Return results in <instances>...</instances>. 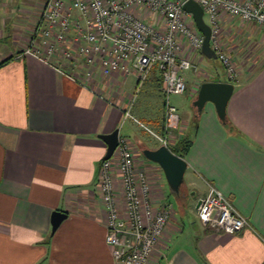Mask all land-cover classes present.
Returning <instances> with one entry per match:
<instances>
[{
    "label": "crops",
    "instance_id": "1",
    "mask_svg": "<svg viewBox=\"0 0 264 264\" xmlns=\"http://www.w3.org/2000/svg\"><path fill=\"white\" fill-rule=\"evenodd\" d=\"M43 1L33 5L28 0H0V63L7 60L0 66V264H116L105 242L107 213L98 169L107 144L99 134L119 128V136L129 145L133 142L121 134V126L137 77L132 69L105 73L96 63L81 84L22 54ZM132 10L151 19L143 9ZM240 22L226 13L220 18V44L235 63L234 80L211 78L197 69L182 72L186 89L176 95H187L190 105L182 113L172 103L180 117L176 131L190 135L192 145L183 157L188 168L182 192L174 195L180 200L193 190L196 205L214 185L249 225L239 233L226 234L199 222L185 234L162 168L140 159L132 149L136 169L147 176L153 206L173 205L147 264H264V31L254 23L241 28ZM240 30L249 41L246 46H254L250 60H242L246 42ZM200 52L190 57L202 63L206 57ZM204 81L235 85L227 105L231 126L223 124L214 104L207 102L194 128L193 101ZM149 94L161 100L156 114L152 107L148 111ZM163 104V79L155 67L133 105L135 117L145 126L141 119L153 122L162 132ZM117 161L116 149L111 167L124 216ZM57 210L66 217L52 233V214Z\"/></svg>",
    "mask_w": 264,
    "mask_h": 264
},
{
    "label": "built area",
    "instance_id": "2",
    "mask_svg": "<svg viewBox=\"0 0 264 264\" xmlns=\"http://www.w3.org/2000/svg\"><path fill=\"white\" fill-rule=\"evenodd\" d=\"M186 0H45L22 54L32 55L85 83L90 67L100 64L105 73L132 71L137 83L129 96L122 124L133 120L144 128L132 108L143 84L156 66L163 79V135L179 127L177 107L171 95L186 89L184 70L196 69L190 54L200 50L203 35L186 21ZM211 26V46L229 79L237 76L235 63L220 44V18L223 13L264 31V0H195ZM133 8L149 10L157 23L145 20ZM162 22V26L159 24ZM82 60L79 64L77 61ZM67 62V64L62 63ZM70 65V66H69ZM75 71V72H73ZM153 133V132H152ZM165 133V134H164ZM167 145V138L153 133ZM117 167L121 175L125 215L121 216L114 186L111 158L99 164L100 194L106 208L105 242L116 264H147L170 218L172 203L154 207L144 171L137 170L132 148L119 136ZM200 222L216 232L236 234L249 225L247 218L216 186L210 185L196 204Z\"/></svg>",
    "mask_w": 264,
    "mask_h": 264
},
{
    "label": "water",
    "instance_id": "3",
    "mask_svg": "<svg viewBox=\"0 0 264 264\" xmlns=\"http://www.w3.org/2000/svg\"><path fill=\"white\" fill-rule=\"evenodd\" d=\"M183 9L192 15L197 30L203 35V44L200 49L203 56L208 59H217V55L211 46V26L205 21L204 10L195 0H186ZM235 85L225 81H204L200 84L199 90L193 101L196 111L195 116L199 117L205 104L212 102L216 108L219 120L227 123V105L234 92ZM99 138L107 144V150L102 160L110 159L119 143V128L111 133L99 134ZM142 155L157 163L163 170L165 180L171 193L180 195L182 186L185 183L184 174L188 168L186 160L174 153L167 145L162 144L156 148L145 147L141 149ZM66 217L65 212L55 211L52 214L51 232L54 233L61 221Z\"/></svg>",
    "mask_w": 264,
    "mask_h": 264
},
{
    "label": "rangeland",
    "instance_id": "4",
    "mask_svg": "<svg viewBox=\"0 0 264 264\" xmlns=\"http://www.w3.org/2000/svg\"><path fill=\"white\" fill-rule=\"evenodd\" d=\"M39 1L40 0H28V2H32L33 5H35L36 3H39ZM44 1L42 2V5L44 4ZM145 12L147 13V15L151 14L152 20L154 22L156 21V23H157V19H158L157 15L153 14L149 10H145ZM184 17H185L186 21L189 23V25L192 26V28L196 30V26H195V23H194L192 16L184 15ZM140 18H142V17H140ZM240 23H241V28H243L247 24L245 22H240ZM159 24L161 25L162 22L159 21ZM249 31L251 34V30H249ZM240 32H241V35L243 38L242 41H243V43H245L246 42V40L244 39L245 33L244 32L242 33V30H240ZM248 37H249V39H252L250 35ZM248 42L249 41H247L246 44L243 45L244 49H246L245 51H247V52L244 51L245 55H243V58L241 57V55L239 57V58H242L243 61H245L247 59L250 60L252 58L251 52H254L253 51L254 46H251L252 44L251 45L248 44V46H246ZM251 47H253V48H251ZM199 52H200V50L195 51L196 54H199ZM257 53L260 56L262 52L257 51ZM218 62L219 61L217 59L209 60L206 58V59H204V61H202V63L196 62L195 65H196L197 70H199L200 72L205 73V74L207 72V74L211 75V78L224 79L225 76H227V73H226L225 69L223 68V66L220 64L221 66L214 65L215 66L214 67L212 64V63L217 64ZM188 70L194 71L195 69H188ZM184 71H187V70H184ZM205 74L202 76V78H205L204 77ZM208 78H210V76ZM149 95H150L149 96L150 99H148V101H147L148 109H149L148 111L152 110V111H154V113H152V114H156L157 111L159 110L158 105L160 106L159 102L161 100L159 99V97L155 98L154 94H152V96H151V94H149ZM138 96H139V94H138ZM138 96H137V99H138ZM143 97H144V95H143ZM170 101L173 103H176L179 106L180 112H182V113H183V111L187 110V108H189V105H190V100H189V97L187 98V95H171ZM150 107H152L151 110H150ZM132 113L134 116H136L138 118V115L136 114L134 107L132 109ZM141 120L147 125L145 130H144L143 126L134 122L133 120H127L121 126V134H125L126 136H128L130 138V140L133 141L132 143H130V145L132 146V149L135 150V153L140 154V159L146 160L147 162L151 163L150 161H148V159H146L142 155L141 149H143L145 147H149V146L156 148V147L163 144V142L158 140V138L153 133L158 134L159 136L162 135L163 137H166L167 138V146H169V145H173L174 142H176L179 139L180 131L179 130H177V131L173 130L169 133V135H163L162 133L164 130L162 129V132H160L157 129V127L153 124V122L148 123V121H146L144 119H141ZM162 123H163V121H162ZM189 132H190V129H189V131H187V133H189ZM170 199H171L172 203L174 204L175 208L181 213V215L179 214L180 215L179 219H180V222L182 224H184L185 234H187L189 231L195 230L194 228H196L197 224H199V222H200V220L197 216L196 209H195V206H196L195 200L197 199V194H193V190H191L188 192V194L186 195L185 198L178 200L175 197V195L171 193Z\"/></svg>",
    "mask_w": 264,
    "mask_h": 264
},
{
    "label": "trees",
    "instance_id": "5",
    "mask_svg": "<svg viewBox=\"0 0 264 264\" xmlns=\"http://www.w3.org/2000/svg\"><path fill=\"white\" fill-rule=\"evenodd\" d=\"M201 53V52H200ZM210 60H215V59H210ZM7 60H4L3 62L0 63V66L2 64H4ZM156 67V66H155ZM154 67V68H155ZM153 68V69H154ZM198 118L196 117L195 121H194V128L197 127V123H198ZM226 125L231 126L230 121L227 120ZM192 145V139L190 137V135H181L179 137V139L176 141V143L171 147V150L178 154L181 157H184L186 155V153L188 152L189 148Z\"/></svg>",
    "mask_w": 264,
    "mask_h": 264
},
{
    "label": "bare ground",
    "instance_id": "6",
    "mask_svg": "<svg viewBox=\"0 0 264 264\" xmlns=\"http://www.w3.org/2000/svg\"><path fill=\"white\" fill-rule=\"evenodd\" d=\"M192 16V15H191Z\"/></svg>",
    "mask_w": 264,
    "mask_h": 264
}]
</instances>
